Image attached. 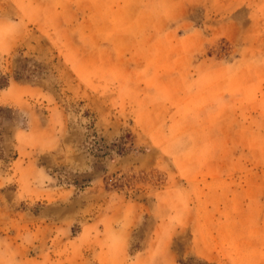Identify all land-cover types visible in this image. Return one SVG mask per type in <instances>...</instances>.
I'll return each mask as SVG.
<instances>
[{
    "label": "rangeland",
    "instance_id": "obj_1",
    "mask_svg": "<svg viewBox=\"0 0 264 264\" xmlns=\"http://www.w3.org/2000/svg\"><path fill=\"white\" fill-rule=\"evenodd\" d=\"M0 264H264V0H0Z\"/></svg>",
    "mask_w": 264,
    "mask_h": 264
}]
</instances>
